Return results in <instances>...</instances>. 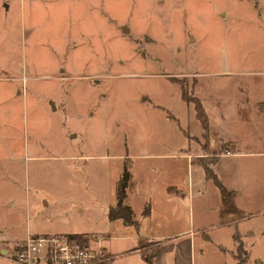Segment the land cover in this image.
Instances as JSON below:
<instances>
[{
    "label": "rangeland",
    "instance_id": "1",
    "mask_svg": "<svg viewBox=\"0 0 264 264\" xmlns=\"http://www.w3.org/2000/svg\"><path fill=\"white\" fill-rule=\"evenodd\" d=\"M233 68H264V0H0V235L101 227L113 180L126 166L135 174L128 200H155L157 225L203 230L227 249L239 232L248 253L242 264H264V184H245L239 203L252 215L222 226L211 209L217 187L194 158L139 155L144 137L158 138L146 141L151 150L183 146L199 123L179 87L188 96L214 94L237 81L224 74ZM213 117L212 132L232 135L230 123ZM74 151L93 157L68 156ZM142 167H161L160 182L178 179L175 215L158 204L162 192L140 185ZM191 173L189 199L183 186ZM136 220L146 233V221L138 213ZM127 230L139 232L138 224ZM196 241V264H234L212 242ZM134 243L146 252L156 247ZM235 243L236 261L245 259Z\"/></svg>",
    "mask_w": 264,
    "mask_h": 264
},
{
    "label": "crops",
    "instance_id": "2",
    "mask_svg": "<svg viewBox=\"0 0 264 264\" xmlns=\"http://www.w3.org/2000/svg\"><path fill=\"white\" fill-rule=\"evenodd\" d=\"M224 74L232 77L233 81L234 79L237 81L228 88L220 87L219 89H215L214 94L208 90H203L201 91L203 93L201 97L195 96L203 107L206 115V130L203 129L201 122H199L197 118L193 103L191 101L187 102L184 99L183 92H181V88L179 87L180 100L183 101L186 106L190 104V107H192L191 115L199 123V126L193 134L188 135L183 146L175 147L172 150H151L146 147V141L148 140L152 143L154 142L153 140H158V138L144 137L142 139L145 140V144L144 147H141L142 151L139 154L143 157V159L150 158L155 160L175 158L189 159L190 156V158L192 157L191 161H193L194 158L195 164L199 165L202 169L205 179L208 177L205 176L202 163L205 162L204 158L206 156L212 155L213 160L209 163L210 167L216 174L220 183H223L228 190L233 191L234 207L237 211L239 210L243 213V215H240L236 212H229L221 216L219 213L221 198H219L218 192L219 200L212 204L211 209L215 210L217 213L218 225L222 226L224 224H228L229 222L236 223L238 220H242L248 215H252L250 212H246L244 207L239 203L241 195L244 192V189H246L244 188L246 187L245 184H251L252 182L257 183L258 185L264 184V170L262 171V169H264V68H233L227 72L225 71ZM196 82L197 80H195V83ZM194 86L195 85L193 84L189 87L190 92H192ZM225 91L227 92L226 94L224 93ZM211 111L214 115L213 120L219 123H230L232 125V135L228 133H220L218 137V134L211 131ZM169 118L173 121L174 119L176 120L175 115L173 116L171 113H169ZM256 127H260L259 130L257 129V134L261 133L262 138L256 136ZM210 137H212V141L210 140ZM191 139L195 143V147L192 150H190ZM224 150L229 153L223 152ZM71 154L72 155L68 156L81 160L93 157L91 152L82 153L81 151H78L76 153V151H74ZM222 157L227 158V160L220 163ZM258 164L260 169L256 168ZM156 165L158 167V163H156ZM123 167L127 170L126 166ZM170 169L172 173L175 171L176 173L179 172L178 169H174L172 166ZM139 170H141L142 174L141 177H139L140 185H142L144 190L146 189L148 192H162L163 196L161 202L158 204H161V206H167V208L170 209L169 214L171 213L175 215V211L173 210L177 204V200L175 199L178 198L179 195H182L178 179L168 177L165 173L167 179L160 182V174L164 172L161 167L155 171L150 170V168L147 167H142ZM127 172L129 175L128 180L130 182L135 174L130 170H127ZM83 179H85V175ZM191 179L192 173L187 178V185L183 186V189L187 191L186 196L189 199H191L193 195V184ZM117 180L118 179L116 177L113 180L114 202L108 204L107 208H104L102 212H100V221H102L101 227L90 226L85 227V229L70 228V230L55 229V231H48L45 229L31 231L26 229L24 236L21 237H18L15 234H9V236L0 235V264H17L12 260H9L8 257L14 249L23 243L27 235L55 232L74 234L94 233L102 236L101 245L106 254L110 256L108 262L109 264H146L142 258L144 247L138 246L134 243L139 240H144L146 242L149 241L157 246L156 254L152 259L153 264H196L194 260L196 240H199L198 244L201 242H212L214 246H216L215 248H217V252L220 255L228 253V256L235 261L234 264H238L239 259L236 261V257L233 253L234 247L236 246V240L234 239L235 234L238 236V241L242 244L244 250L246 251V256L244 257L245 259H243L240 264L244 263L247 259V246L240 239L239 232H234L232 234L231 244L233 246L230 245L231 247L227 249L226 247L212 241L210 235H207L203 230L200 231V234L198 233L199 230L198 232L188 231L187 233H180V231H167V228L163 225H157L158 222L163 219L161 220L159 215H154L155 207L157 206L155 204V200H153L150 196H146V199L149 201L145 199L144 203L141 202L139 205H134L132 201L128 200L126 186L123 201L132 209V216L136 222L135 225L138 224V231L141 230V223L140 220L139 222L136 220V213H138L142 219L146 221L144 222L145 227L146 225H149L146 233H142L140 231H128L127 229L131 224H125L121 218L111 220L107 217L108 208L116 202ZM197 192L201 193L200 190ZM163 198L170 200H163ZM146 206H148V209L146 213H144L143 209ZM220 217L223 218L221 221H219ZM201 250L202 249L200 248L198 251L200 254ZM127 255H129V257H126ZM221 264H224V262Z\"/></svg>",
    "mask_w": 264,
    "mask_h": 264
},
{
    "label": "built area",
    "instance_id": "3",
    "mask_svg": "<svg viewBox=\"0 0 264 264\" xmlns=\"http://www.w3.org/2000/svg\"><path fill=\"white\" fill-rule=\"evenodd\" d=\"M101 240L94 233L29 234L8 259L17 264H109Z\"/></svg>",
    "mask_w": 264,
    "mask_h": 264
},
{
    "label": "trees",
    "instance_id": "4",
    "mask_svg": "<svg viewBox=\"0 0 264 264\" xmlns=\"http://www.w3.org/2000/svg\"><path fill=\"white\" fill-rule=\"evenodd\" d=\"M183 97L187 102L191 101L193 103V107H195V110H196L197 118L199 122H201L203 129L206 130L207 129L206 115L198 99L195 96H188L186 93H183ZM212 160L213 159H211L209 163H211ZM209 163H205V162L202 163V168H204L205 176L210 178L212 183H214L218 189L219 198H221V206L219 210L220 215L223 216V214L229 213V212H236V213H239L240 215H243L241 211L239 210L237 211L234 207L233 191L228 190L223 185V183H220L216 174L213 172L212 168L210 167ZM128 178H129L128 172L124 168L121 176L118 178L117 183H116V186H117L116 200H115L116 202L114 205L108 208L107 217H109L111 220L116 219V218H121L125 224L135 225L136 222L132 216V209L128 205H126L123 201ZM147 209H148V206H146L143 209L144 213H146ZM234 239L238 242V236L236 234L234 235ZM156 250H157V246L154 247L149 252L148 251L142 252V258L146 264H153L152 259L156 254ZM238 259H239L238 264H240L243 261V259L242 258H238Z\"/></svg>",
    "mask_w": 264,
    "mask_h": 264
},
{
    "label": "water",
    "instance_id": "5",
    "mask_svg": "<svg viewBox=\"0 0 264 264\" xmlns=\"http://www.w3.org/2000/svg\"><path fill=\"white\" fill-rule=\"evenodd\" d=\"M122 31H125V28H123Z\"/></svg>",
    "mask_w": 264,
    "mask_h": 264
}]
</instances>
